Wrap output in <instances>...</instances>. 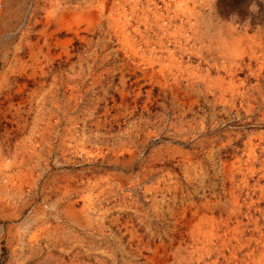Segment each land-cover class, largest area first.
<instances>
[{"label": "rangeland", "instance_id": "1", "mask_svg": "<svg viewBox=\"0 0 264 264\" xmlns=\"http://www.w3.org/2000/svg\"><path fill=\"white\" fill-rule=\"evenodd\" d=\"M135 1L0 0V264H264V0Z\"/></svg>", "mask_w": 264, "mask_h": 264}, {"label": "bare ground", "instance_id": "2", "mask_svg": "<svg viewBox=\"0 0 264 264\" xmlns=\"http://www.w3.org/2000/svg\"><path fill=\"white\" fill-rule=\"evenodd\" d=\"M129 1V0H128ZM146 1H148V2H150L149 0H146ZM154 1V0H153ZM173 0H167L166 1V4H167V6H168V4H170L171 2H172ZM124 2V1H123ZM164 3V2H163ZM191 3H192V1H191ZM130 4V3H129ZM137 4H138V1L136 0L134 3H133V5L131 6V15L132 14H134L135 15V13H137ZM154 4V3H153ZM186 5V7H185V9L186 10H188L187 11V13H186V10H181V11H183L182 13H186V16L188 17L187 19H188V23H190V25L192 26V28L193 29H196V32L195 33H197V29L199 28L200 29V27H201V25H199V23H201V22H199V19L197 18V13H195L194 12V8H190V6L188 5V3H186L185 4ZM149 6V5H148ZM172 6V5H171ZM129 7V6H128ZM157 7V6H156ZM194 7V6H193ZM142 9V8H141ZM145 9V8H144ZM171 9V8H170ZM150 11H152L149 7L147 8V9H145L144 10V12H145V14H150ZM171 11V10H170ZM142 12V11H141ZM168 12V11H167ZM140 13V12H139ZM169 13V12H168ZM154 14V13H153ZM200 14V13H199ZM130 15V14H129ZM180 15V14H179ZM133 16V15H132ZM158 16V15H157ZM144 17V16H143ZM145 17H148V16H145ZM154 17V16H153ZM185 17V16H184ZM200 17V16H199ZM138 18V17H137ZM178 18V17H177ZM180 18H181V16H180ZM186 18V17H185ZM194 18V19H193ZM128 19V18H127ZM133 19V18H132ZM140 19H141V17H140ZM144 19V18H143ZM152 19V18H151ZM161 19V18H160ZM134 20H136V19H134ZM145 20V19H144ZM147 20V19H146ZM153 20V19H152ZM151 20V21H152ZM155 20V19H154ZM183 20V19H182ZM166 21V20H165ZM181 21V20H180ZM184 21V20H183ZM148 22V21H147ZM153 22V21H152ZM157 22V21H156ZM129 24H130V21L128 22ZM151 23V22H150ZM158 23V22H157ZM154 24V23H153ZM133 25V24H132ZM147 27H148V25L149 24H145ZM159 25V24H158ZM165 25V24H164ZM163 25V26H164ZM189 25V24H188ZM150 26V25H149ZM162 26V27H163ZM166 26V25H165ZM182 26V25H181ZM186 26V25H185ZM136 27V26H135ZM137 28V27H136ZM150 28V27H149ZM167 28H169V27H167ZM188 28H189V26H188ZM191 28V27H190ZM124 29V28H123ZM156 29V28H155ZM163 29V28H162ZM126 30L128 31V29H125V31H122V32H124V34H123V36H124V40L126 41V43L127 44H130V46H132L133 48H135L136 46V43H135V41H132L131 42V38L133 37L132 36V34L131 33H129L130 31H128V33H126ZM132 30V29H131ZM136 30V29H135ZM164 30V29H163ZM185 30V29H184ZM190 30V29H189ZM183 31V30H182ZM133 32V31H132ZM179 32V31H178ZM201 32V31H200ZM169 33V32H168ZM129 34V35H128ZM161 34V33H160ZM202 34V33H201ZM134 35V34H133ZM142 35V34H141ZM161 35H163V34H161ZM197 35V34H196ZM203 35V34H202ZM189 36H191V35H189ZM193 36V35H192ZM199 36V35H198ZM139 37V36H138ZM141 37V36H140ZM203 36H201V38H202ZM134 38V37H133ZM146 38V37H145ZM194 38V37H193ZM198 38V37H197ZM135 39V38H134ZM149 39H151V38H149ZM189 39V38H188ZM187 39V40H188ZM200 39V38H199ZM143 40V39H142ZM152 40V39H151ZM150 41V40H149ZM162 42V41H161ZM187 42V41H186ZM199 42H201L200 40H199ZM145 43L146 44H148V39L147 40H145ZM160 43V42H159ZM163 43V42H162ZM139 44V43H138ZM155 44V43H154ZM158 45V44H157ZM158 46H160V45H158ZM140 49V48H139ZM177 50V49H176ZM135 51V50H134ZM183 52V51H182ZM235 72V71H234ZM253 158V157H252ZM246 163V162H245ZM247 167V166H246ZM249 167V166H248ZM247 167V168H248ZM264 167V166H263ZM257 168V167H256ZM256 168H254V167H252V172H255V169ZM230 169V168H229ZM259 171V170H258ZM264 177V176H263ZM262 178V177H261ZM260 187V186H259ZM262 187V186H261ZM259 190V189H258ZM261 190H264L263 188L261 189ZM264 192V191H263ZM262 194V193H261ZM229 200V199H228ZM236 202V201H235ZM259 202V201H258ZM248 205H249V203H248ZM216 207V206H215ZM211 209V208H210ZM231 210V209H230ZM262 210V209H261ZM260 210V211H261ZM239 211V210H238ZM196 212V211H195ZM251 215V214H250ZM263 216V215H262ZM207 218H209V219H211V221L212 222H210V220L209 219H202V221H201V223L200 224H198L197 226H196V228L199 230V231H203L204 232V234L208 237V236H214L213 234H214V232H215V230H216V228H215V225H214V220L212 219V218H210V217H208V216H206ZM212 217V216H211ZM230 221V220H229ZM226 222V221H225ZM226 224V223H225ZM261 225V224H260ZM261 228V227H260ZM196 229V230H197ZM230 229V228H229ZM257 229H259V228H257ZM205 230V231H204ZM260 231V230H259ZM263 232V231H262ZM230 233V232H229ZM196 234H197V232H196ZM200 234H202V233H200ZM259 235H261V234H259ZM210 237V238H211ZM204 238V237H203ZM213 238V237H212ZM194 239V238H193ZM209 240H211V239H209ZM207 241V240H206ZM255 242H257V240L255 241ZM255 242H251L250 243V245H249V247H248V253H247V256L249 255H251L252 253H250L251 251H253L254 249V247H257V245L256 246H254L255 245ZM258 243H260V245L261 244H264V240H262V236H261V238L260 239H258ZM248 246V245H247ZM203 248V247H202ZM205 248V247H204ZM210 248V247H209ZM199 251V250H198ZM201 253V252H200ZM199 253V254H200ZM250 253V254H249ZM203 260V257L201 258V257H198V258H195V259H193L190 263H192V264H195V263H200L201 261ZM200 261V262H199Z\"/></svg>", "mask_w": 264, "mask_h": 264}]
</instances>
